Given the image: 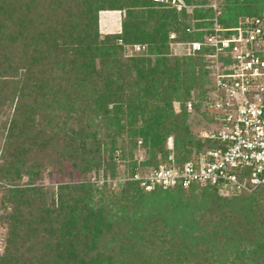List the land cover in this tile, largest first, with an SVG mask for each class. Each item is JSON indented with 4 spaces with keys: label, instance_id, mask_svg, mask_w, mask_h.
Here are the masks:
<instances>
[{
    "label": "trees",
    "instance_id": "16d2710c",
    "mask_svg": "<svg viewBox=\"0 0 264 264\" xmlns=\"http://www.w3.org/2000/svg\"><path fill=\"white\" fill-rule=\"evenodd\" d=\"M262 1L222 0L227 10L248 6L252 12L259 11ZM147 4L158 10L129 9L122 34L100 39L101 9ZM194 11L190 17L202 30L192 33L180 21L189 16L188 9L152 0H0V221L8 227L0 264H191L198 256L197 264H205L210 262L207 253L217 248L219 232L227 237L237 230L263 229L258 219L264 218V200L244 191L222 201L213 184L200 193L185 192L198 184L156 186L147 192L134 180L115 191L106 182L99 186L88 180L61 183L54 193L45 185L15 183L21 173L40 175L36 169L46 161L61 168L65 156L84 176L91 171L107 176L118 168V149L123 159L127 153L133 159L139 137L152 158L143 165L154 169L168 157L166 141L172 133L176 150L170 166L217 148L216 139L193 135L184 103L196 89L203 99L207 75L213 89L209 48L169 55L172 31L187 42L214 33L213 8ZM231 22L236 18L220 16L217 24L237 27L228 26ZM138 43L147 45L143 53L124 55V44ZM175 100L182 103L178 112ZM218 116L213 113L216 123ZM42 153L47 160H41ZM183 201L211 202L223 212L216 216L210 209L208 219L174 215ZM31 237L36 238L27 247ZM202 243L210 248H200ZM261 250L259 261L264 259ZM218 254L219 259L225 256L222 250Z\"/></svg>",
    "mask_w": 264,
    "mask_h": 264
},
{
    "label": "built area",
    "instance_id": "2783aa9c",
    "mask_svg": "<svg viewBox=\"0 0 264 264\" xmlns=\"http://www.w3.org/2000/svg\"><path fill=\"white\" fill-rule=\"evenodd\" d=\"M152 1L178 10L191 7L186 0ZM188 45L189 53L210 51L213 89L208 104L219 113L221 126L204 135L220 144L197 160L165 164L146 176L136 174V179L146 189L213 184L241 193L264 188V16L233 28L215 27L203 41Z\"/></svg>",
    "mask_w": 264,
    "mask_h": 264
},
{
    "label": "rangeland",
    "instance_id": "374dc122",
    "mask_svg": "<svg viewBox=\"0 0 264 264\" xmlns=\"http://www.w3.org/2000/svg\"><path fill=\"white\" fill-rule=\"evenodd\" d=\"M80 2H86L90 0H75ZM250 3H247L249 5ZM213 8L214 13V23L211 25L213 27H220L224 26L223 24L219 25L217 24L218 18L220 16L226 17V18H236V22H231L228 26H241L248 20H250L253 16H256L258 14L263 15L264 14V0L260 2L259 4V11L252 12L248 10L247 8L243 7L240 8L239 11H230L227 10V6L222 2V0H208V3L205 4H192L191 7L188 9V17L180 16V21L185 20L187 24H189L191 31L195 32L196 30H202L196 27L195 23L196 20L192 19V17L195 14V8ZM147 8H152L155 10H158L157 7H153L149 4L142 6H130V7H123V8H110L106 7L99 11L98 13V30L100 34V39H104L106 36H115V35H121L123 32V25L125 19L128 17V11L129 9H135V10H147ZM147 12V11H146ZM206 29V28H205ZM204 29V30H205ZM181 34L178 32L172 31L170 33L169 37V55L170 56H185L186 54H189V45L187 41L179 40L178 37ZM175 36V39H172V37ZM119 44H123V41L120 40ZM147 48L146 44L138 43L135 45L132 44H124V55L125 56H132L136 54L143 53ZM197 57V56H196ZM207 62L204 61V68L207 69ZM206 87H208L207 91L203 95V99L199 98V92L197 89L193 90L191 92L190 98H188L187 101L184 103L187 106V110L189 113V119L188 122L191 124V128L193 130V135L196 138H202V134L205 132H209L210 130H214L217 127V123L213 120V113L214 111L209 108L208 102L210 101V97L212 94V89H209L210 85V78L207 75L206 76ZM192 103V109L188 108V103ZM181 102L175 100L173 102L174 108L176 112L180 111L181 109ZM184 104V105H185ZM194 104L198 105L197 109L195 110ZM112 106V105H110ZM205 112L207 116H202L201 113ZM4 117V116H3ZM218 126H221L219 124ZM117 148L119 147V144H117ZM165 149L169 152V155L167 158L163 159L162 164L165 165L170 162L175 161V134L172 133L167 138L166 141V147ZM133 151V159H131V154L127 153L126 158L123 159L122 156V150L121 148L118 149L115 153L118 154L117 159V170L114 173L108 172L107 176H105L102 172L100 176H97L94 171H91L90 173H87L85 176L81 169L76 168L73 165V161L71 158L65 156L64 161L62 163V166L60 168L59 165L56 163H50L49 161L45 162L43 166L36 169L37 171H41V174L34 175L33 178L29 174L21 173L19 176V179L15 181V183L24 186V187H31V186H37V185H45L49 188V192H57V188L59 184L61 183H72L77 181H88L94 182L101 186L104 182L108 184V187L115 191H119L121 189V186L119 184H124L127 181H134L137 180L135 175L138 174L139 176H146L150 174V172L154 169V165L150 164H144V162H148L151 160V155L148 146H145L142 142V138H138V145ZM159 157V155H158ZM41 160H47L44 153H42V157L40 156ZM160 158H163L160 156ZM136 162V166L133 165ZM42 165V164H41ZM46 165V166H45ZM137 171V173L134 175L133 170ZM3 183V182H2ZM198 186L194 190L187 189L185 190L186 193L191 192H201L202 189L205 187L210 186L209 184H198L195 185ZM146 189V188H145ZM161 189V188H160ZM155 188L146 189L147 192L154 191ZM173 193H176L174 189L171 190ZM217 193L222 198V201L229 198H239L240 193H234L228 189H221L217 187ZM250 194L254 195L260 202H263L264 200V188L260 187L257 188L251 192ZM56 197V195H55ZM196 201H190L186 203V201H183V204L180 208H178L177 212L174 213V215L183 216L185 218L192 217L194 219H208L210 217V209H213V203L209 202L206 205L202 204H195ZM185 206H190L189 208H186ZM213 206V207H212ZM217 208V207H216ZM214 213L216 216H219L222 211L216 210L215 208ZM262 209H259V212ZM188 211L189 216L185 215ZM244 211V210H243ZM3 213V210H0V215ZM255 221V217H252ZM242 219L241 221H243ZM253 221V220H252ZM258 221L260 224L264 225V218L261 216ZM258 223V222H257ZM32 228V227H31ZM30 228V229H31ZM235 231V230H234ZM242 230H237L235 232H229L227 237H225L223 234L218 233V239L215 241V244L217 246L216 250L211 253H207L209 256V261L205 264H264V259L260 260L261 250L260 242L261 239H264V227L261 230L258 231H251L250 233H241ZM223 235V238H222ZM221 236V238H220ZM243 236V237H242ZM8 238V227L6 223H3L0 221V255L4 254L6 248H7V241ZM32 239L28 240L26 243V246L28 247L31 245V241L35 240L36 237H31ZM168 238V237H167ZM232 238V239H231ZM200 248H210L208 245L202 243L198 245ZM35 247V244H34ZM221 248V249H218ZM39 250V249H37ZM223 252L224 257H220L218 252ZM264 251V247L261 250ZM26 252V251H25ZM198 256V255H196ZM197 263L201 262V256L197 259H195ZM194 259H192L191 264H195ZM219 260V261H218Z\"/></svg>",
    "mask_w": 264,
    "mask_h": 264
}]
</instances>
